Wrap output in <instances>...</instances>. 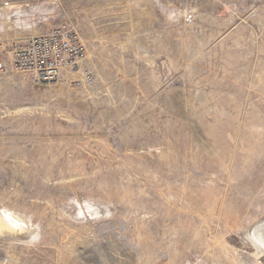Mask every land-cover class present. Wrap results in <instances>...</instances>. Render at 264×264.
Masks as SVG:
<instances>
[{"label":"rangeland","instance_id":"374dc122","mask_svg":"<svg viewBox=\"0 0 264 264\" xmlns=\"http://www.w3.org/2000/svg\"><path fill=\"white\" fill-rule=\"evenodd\" d=\"M2 13L7 60L72 23L95 84L4 77L0 212L35 236L0 237V264H264V0H0Z\"/></svg>","mask_w":264,"mask_h":264},{"label":"built area","instance_id":"2783aa9c","mask_svg":"<svg viewBox=\"0 0 264 264\" xmlns=\"http://www.w3.org/2000/svg\"><path fill=\"white\" fill-rule=\"evenodd\" d=\"M12 48L8 60L0 49V87L9 71L22 74L40 86L62 79L75 87L95 84L93 73L85 65V43L72 23L63 22L13 44Z\"/></svg>","mask_w":264,"mask_h":264},{"label":"bare ground","instance_id":"6f19581e","mask_svg":"<svg viewBox=\"0 0 264 264\" xmlns=\"http://www.w3.org/2000/svg\"><path fill=\"white\" fill-rule=\"evenodd\" d=\"M23 17L22 15L16 14L9 16L11 21H18ZM8 15L5 13L0 14V23L5 24L8 22ZM11 210V209H10ZM12 211V210H11ZM25 220L22 216L15 212H9L8 210H3L0 212V237L6 238L8 240L23 241L28 242L33 240L35 236V231L31 232L19 231V228L23 226ZM253 234L255 239L259 240L264 244V227L258 226L254 229ZM262 258V257H261ZM237 261V260H236Z\"/></svg>","mask_w":264,"mask_h":264}]
</instances>
